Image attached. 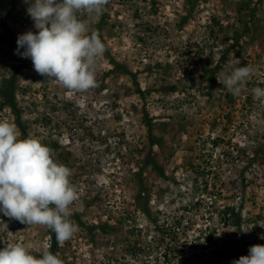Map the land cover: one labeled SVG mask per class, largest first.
<instances>
[{
	"label": "rangeland",
	"instance_id": "rangeland-1",
	"mask_svg": "<svg viewBox=\"0 0 264 264\" xmlns=\"http://www.w3.org/2000/svg\"><path fill=\"white\" fill-rule=\"evenodd\" d=\"M10 0H0V22ZM34 0H29V3ZM17 0L8 27L18 38L36 33ZM102 36L117 61L134 73L109 72L103 55L99 87L70 92L27 66L15 78V99L28 136L40 137L53 159L72 171L78 231L58 256L65 264H219L216 246L233 264L264 245V0H109ZM89 19L86 14H78ZM98 17L89 20L91 30ZM1 24V23H0ZM228 60L255 72L239 95L217 76ZM18 63L0 40V83ZM159 142L149 146L142 115ZM0 120L14 123L8 108ZM21 139V137H19ZM165 178L146 164L148 156ZM145 194L138 205V176ZM240 208L242 235L223 228L218 211ZM104 227V231L94 227ZM48 228L0 213V249L22 243L31 254L48 247Z\"/></svg>",
	"mask_w": 264,
	"mask_h": 264
},
{
	"label": "clouds",
	"instance_id": "clouds-1",
	"mask_svg": "<svg viewBox=\"0 0 264 264\" xmlns=\"http://www.w3.org/2000/svg\"><path fill=\"white\" fill-rule=\"evenodd\" d=\"M108 3L34 0L27 13L38 31L18 36L16 54L30 58L39 75L55 80L70 92L85 93L99 87L96 69L106 46L100 34L91 30L89 20L102 15ZM78 14H86L89 19ZM254 72L252 65L240 66L238 60H228L216 78L223 89L236 96ZM252 94L257 100L264 99V88L255 87ZM19 137L14 123L0 120V213L28 226L47 227L63 245L78 231V225L70 219L71 206L77 199V189L70 180L72 171L53 159V149L40 137ZM0 264L65 262L47 249L38 258L15 242L5 243L0 249ZM233 264H264V245L251 246L248 255L240 256Z\"/></svg>",
	"mask_w": 264,
	"mask_h": 264
},
{
	"label": "trees",
	"instance_id": "trees-1",
	"mask_svg": "<svg viewBox=\"0 0 264 264\" xmlns=\"http://www.w3.org/2000/svg\"><path fill=\"white\" fill-rule=\"evenodd\" d=\"M17 0H10L9 7L6 10V13L1 19L0 24V40L5 41L12 49L15 55V61L18 63L19 66L14 70L13 74L11 75L10 79H2L0 83V108H8L11 114L14 116V124L16 125L17 129L19 130L21 139L27 138V125L22 120L21 111L20 108L16 102L15 99V93H16V85H15V78L17 75L18 68L24 69L27 66V58H22L21 56L16 54L17 50V37L13 33V31L8 27L7 21L11 19L15 4ZM108 4L105 6V11L102 15L99 16V22L95 26V31H97L100 34V38L102 42H104L103 36H102V28L105 26L106 17L108 14ZM105 43V42H104ZM106 46V51L104 55L106 56V59L108 61V64L112 67V69L107 72V74L110 73H117L122 74L124 76H127L131 84L134 86V94L140 99H143V92L140 90L136 75L129 71L125 65L117 61L113 56L111 55V50ZM21 52L24 51L23 48L20 49ZM142 123L144 127H146L147 130V136H148V145L154 146L158 145L159 140L153 136L152 130H153V123L148 118V115L146 112L142 115ZM146 164L150 165L151 168L158 174L160 178H165V175L163 173V170L156 164V162L151 158L149 155L146 159ZM138 205L139 207L144 211V213L147 214V207L144 204L140 203L141 201V195L145 194V188L142 182V179L140 178V175L138 176ZM72 216H70L71 218ZM218 217H219V223L221 227L223 228H232L234 229L238 235H242V216L240 208H235L234 206H223L222 209L218 211ZM101 231H104V227L101 226H94ZM48 247L47 250L51 251L53 254L58 255V246L55 239V234L50 229L48 230ZM229 251L225 249H221L219 246H216L214 248L213 252V260L219 264H222L224 261H228L230 259V255L228 254ZM38 258L42 256L41 254H35Z\"/></svg>",
	"mask_w": 264,
	"mask_h": 264
}]
</instances>
